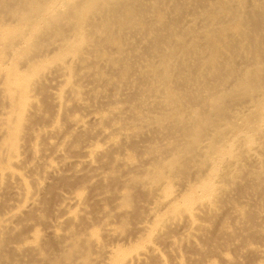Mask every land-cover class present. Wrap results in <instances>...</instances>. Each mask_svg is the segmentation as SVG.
<instances>
[{"label":"bare ground","instance_id":"obj_1","mask_svg":"<svg viewBox=\"0 0 264 264\" xmlns=\"http://www.w3.org/2000/svg\"><path fill=\"white\" fill-rule=\"evenodd\" d=\"M0 264H264V0H0Z\"/></svg>","mask_w":264,"mask_h":264},{"label":"rangeland","instance_id":"obj_2","mask_svg":"<svg viewBox=\"0 0 264 264\" xmlns=\"http://www.w3.org/2000/svg\"><path fill=\"white\" fill-rule=\"evenodd\" d=\"M72 182H73L74 184L76 183V182H74V181H72ZM84 195H85V194H84ZM106 203H107V205H105V207H106V206L108 207V204L114 205V204L111 203V202H110V203H109V202H106ZM17 205H19V204H17ZM107 207H106V208H107ZM111 223L113 224V222H111ZM114 223H115L114 225H117V222L114 221ZM31 235H32V234H31ZM131 238H134V239H130L129 242H131L132 244H134V242L136 243V240H137V239H135L136 237H131ZM29 239H30V237H29ZM133 240H135V241H133ZM129 242H127V243H129ZM125 243H126V242H123V245H122V246H124L125 248H129V246H130L131 244L129 243L130 245L128 246V244L126 243V245H127V246H126ZM118 244H119V243H118ZM120 244H122V242H121ZM120 244H119V246H120ZM161 250H162V248H161ZM161 250H160V251H161ZM162 251H164V250H162ZM162 251H161V253H162ZM166 254H167V253L164 251V252H163V255H166Z\"/></svg>","mask_w":264,"mask_h":264}]
</instances>
